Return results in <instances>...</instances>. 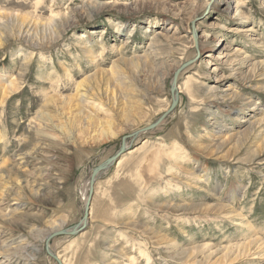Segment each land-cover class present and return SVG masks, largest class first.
Returning a JSON list of instances; mask_svg holds the SVG:
<instances>
[{
  "label": "rangeland",
  "instance_id": "rangeland-1",
  "mask_svg": "<svg viewBox=\"0 0 264 264\" xmlns=\"http://www.w3.org/2000/svg\"><path fill=\"white\" fill-rule=\"evenodd\" d=\"M238 2L243 3L244 18L235 13ZM0 19L4 22L0 23V70L5 67L16 76L23 63L30 60L19 83L21 89L4 107L0 106V167L24 143L27 121L38 111L44 90H54L53 81L58 94L70 95L75 82L97 68L107 69L118 58L149 52L147 46L158 31L162 33L159 37L167 36L172 43L171 51L164 50L154 59L153 65H157L153 69L163 78L161 84L155 87L154 78L149 80L145 73L139 78L136 95L146 108V118L139 124L140 130L143 128L140 135L131 132L106 143H82L76 152L56 149L52 159L62 182L54 188L49 185L48 191L53 193L50 199L43 191L44 197L28 201L32 206L27 212L29 219L49 220L62 215L67 221L65 228H71L83 219V191L93 169L112 158L125 143L136 149L133 154L122 156L120 166H111L95 183L89 210L92 223L83 227L82 231L87 227L83 235H60L50 240V248L61 260L70 264L75 260L80 264H102L100 256L106 245L115 247L103 257L106 263L115 260L118 264H184L172 258L174 251L191 247L201 248L199 259L212 251L220 257L222 252L216 249L243 241L242 226H234L233 219H224L216 211L165 208L191 201L208 203L215 196L232 210L240 209L255 235L264 240V121L257 124L264 118V78L257 76L259 71L250 73L251 63L264 62V0H0ZM5 24L7 27H2ZM196 27L200 30L197 34ZM250 28L253 31L247 32ZM197 35L207 37L204 51L211 49V57L201 58L197 52L191 64L189 58L192 51L196 52ZM82 43L95 44L94 56L100 45L105 48L96 63L84 56L79 48ZM119 47L125 49L122 57L116 53ZM182 47L187 48L182 65L190 67L173 72L175 61L170 52ZM179 54L175 58L180 59ZM245 59L247 65L239 68ZM213 68L217 70L212 72ZM236 68L239 69L235 72ZM172 73L178 77L179 100L171 110ZM214 75L225 79L215 82ZM211 85L220 89L217 94L221 97L215 107H208L203 101ZM229 87L244 99H234ZM188 91L195 93L193 100L186 96ZM248 99L258 102V114L253 117H246L253 106ZM99 101L108 104L111 99L100 97ZM166 107L167 111L159 115ZM225 110H241L244 114L234 116L223 113ZM210 111L217 118L222 115L219 124L213 123L216 115L211 116ZM244 118L255 124L248 128ZM84 124L81 121L79 126ZM246 127L248 135L237 138L243 146L236 148L223 141L227 134ZM214 138L216 149L195 144ZM195 161L206 166V179L197 180L191 173L197 166ZM216 184L218 189L213 188ZM236 185H242L241 190L227 200L226 194ZM128 210L130 215H126ZM129 217L153 229L161 235V241L141 233V229L134 231ZM19 232L24 234L26 230L20 226L16 231L9 230L1 234V241L12 234L18 237ZM73 241L77 244L68 251L67 246ZM40 252L36 264H57L47 255L45 242ZM128 258L132 261L128 262Z\"/></svg>",
  "mask_w": 264,
  "mask_h": 264
},
{
  "label": "bare ground",
  "instance_id": "bare-ground-1",
  "mask_svg": "<svg viewBox=\"0 0 264 264\" xmlns=\"http://www.w3.org/2000/svg\"><path fill=\"white\" fill-rule=\"evenodd\" d=\"M242 5L243 3L241 2H238V4H236L235 13L236 15H238V18H244L246 16L241 8ZM0 23H4L2 19H0ZM202 23L203 22H201L200 24ZM6 24L2 27L6 28ZM199 31L200 30L196 27L194 33L197 34ZM250 31H253L252 28L247 30V32ZM88 33H90V35L93 34L90 31H88ZM160 34L162 33L158 31L156 35L153 36L151 43L148 44L147 47H150L149 52H147V50H144L141 54H135L133 55V57L118 58L113 61V65L107 69L97 68L92 73L86 75L81 81L75 82L73 93L70 95L58 94V90L55 89L57 87V84H55L54 81L51 83L53 84L54 90L52 89L50 93H47L44 90V98L41 102V105L39 106L38 111L33 117L29 119V121H27V130H25L23 139L24 143L22 144L18 152H16L15 156L11 159L4 160L3 164L0 167V264H36L35 262L37 256L41 253V244L45 242L52 234L70 229L65 228L67 221L66 218L62 215L53 217L49 220H42L43 218H41V220L38 221L35 219H29L30 214L28 215L27 213L32 208V206L28 202L31 198L37 199L41 198V196L44 197V194L41 195V192L44 191L45 193H47L46 198L48 199L49 197L50 199V196H52L53 193H51V191H48L49 185H52V187L54 188L57 182H62L63 180L61 177H59L60 175L57 174L54 170V165L56 164L54 163L52 157L54 156V152L56 149H60L61 151L67 153L72 151L76 152L78 147H80L82 143L88 144L91 141H95L96 143H106L108 141L121 138L122 136L130 134L131 132L134 135L138 136L140 135L138 133H141L143 131V128H141L140 130L139 124L142 122L143 118H146V116L144 115L146 108L144 107L145 103L141 101V99H138L139 95H136V93L138 92L137 87L139 86L140 82L139 78L143 73H145L148 79L154 78L153 83L155 87H157L158 84H161L163 78L158 77L160 75L156 74L155 69H153L157 65H153L155 61L154 59L158 57V55H162L164 50H172V43H170L169 40L167 41L168 37L166 36V39L161 38L159 37ZM81 38L82 37H80L79 39ZM206 41L207 37L204 35H201L199 38L198 35L197 37H195L196 52L192 51L194 52L193 56L189 58L192 59L191 64L195 62V54L197 52L200 53L201 58L204 56L211 57L210 54H208V51H211V49L208 50L207 53L206 51H204V49H206ZM218 41H221V38L218 39ZM82 44L83 45H80L79 48L82 49L84 56L88 58L91 63H96V59L100 57L105 48L102 45L99 46V44L96 43L100 47V51L96 53V56H94L93 52L96 48L95 44H92L90 46L85 45V43ZM178 46L180 47L181 45L178 44ZM33 47H36V45H33ZM124 51V47H119L117 49V52H115L119 53V55L122 57ZM186 51L187 48L182 47L179 48V50L174 49L172 52H170L171 58H174L175 61V69L173 72L179 71V69L181 70L182 68H186L185 70L182 69L183 71H186L190 67H185L182 65L183 62H185L183 61L184 59L182 55L184 52L187 53ZM157 52L160 54H158ZM177 53H180V59L175 58V55ZM188 53H190V50H188ZM29 61L30 60L23 63V65L19 68V72L16 76H14L11 71L6 69L5 67L1 68L0 106L4 107L6 102H8V99H10L21 89V85L19 86V83H21L20 81H22L23 76H25L28 71V65L30 63ZM247 61L248 60L245 59L242 64H238V67L240 68L241 65L243 66V64L246 66ZM163 62L165 66L166 61ZM181 65L183 67H181ZM239 68H236V70L234 71L236 72ZM216 70L217 68H213L212 72ZM62 71L66 72L65 68H63ZM258 71L260 72V74L257 76H263L264 78V62L250 64V73L252 75L257 73ZM173 75L174 74L172 73V77L170 78L171 88L174 84L175 90L172 98L177 102L179 100V90L177 81L175 79H177L178 77L176 78V74L174 75V77ZM214 78H216L214 80L215 82H219L222 79H225L223 75H214ZM218 87V85H211V87L208 89V96L203 99V101L206 100L205 104L208 105V107H215L214 105L216 101L219 99V97H221L220 94H217V92L220 90L217 89ZM262 89L264 90V88ZM228 90L231 92L230 95L234 97V99H244V96H242L240 92H238L235 88L229 87ZM159 92L160 91H158V95ZM186 96L193 100L195 93L192 91H188L186 92ZM100 97H106L109 100L111 99V102H109L108 104L100 102ZM249 102H252L253 106L252 108H250V111H248L249 113L246 112V117H253L254 115L258 114V102H253L251 100H249ZM167 109L168 107H166L159 115H163V113H165ZM225 112L227 113L231 111L225 110L223 113ZM233 113L234 116H240L244 114L243 112H241V110ZM210 115L213 117L216 115V118H213L214 124L220 123L219 120L221 119L222 115L217 118V114H215L214 111H210ZM81 121H84L85 126H79ZM263 121L264 118L257 120V124L259 125ZM243 122L248 123V128H251V126L255 124L253 121H249L247 118H244ZM246 130L247 127L241 132L236 131L232 134L229 133L225 136L223 141L228 145H232L233 147L235 144V147L239 148L243 146V144L240 143L237 138L242 134L248 135ZM1 135L2 134H0V140L2 137ZM215 140L216 138L212 140L203 139L201 141H197L199 143L195 144L206 148L216 149L215 147L217 146L214 142ZM128 146L129 145L125 143V145L123 146L125 153L119 156L112 166L119 167V160L122 156H129L136 151L135 148H128ZM120 147H122V145ZM125 147H127V149ZM195 164H197V166L191 169V173L195 175V179H206V166L201 167L197 161H195ZM104 173L105 171L99 173L96 176L94 185L99 179H101V176H103ZM188 173L190 172L188 171ZM91 174L85 184V188L83 191L84 207L90 188ZM28 177L31 178L30 181L26 180V178ZM22 180H25L26 183H22ZM213 188L218 189L219 187L216 184L213 186ZM241 188L242 185H236V188H230L229 192L226 194V199L228 200L230 196L238 194L239 189L241 190ZM226 204L227 203L218 201V198L215 196L212 198V201L208 203H194V201H191L183 203L182 205L173 204L165 206V208L178 210H180L179 208L187 207L199 210L200 212L216 211V213L222 214L224 219H233L234 222L232 223L234 226H242L241 228H243V241H240L238 243H231L227 246H221L216 249L217 251L222 252V256L220 255V257H216V255H214L212 251L210 252V255L199 259L197 258V254L199 253V250L201 248L191 247L188 249H176L174 251L175 254L172 257L173 259L180 260L184 264H234L238 261H244V263L264 261V240L255 235L256 233L254 232V228L249 222H245L244 216L239 211L240 209L232 210ZM21 208L25 209V211H21ZM130 211L131 210H128L126 212V215H130ZM90 214L91 213L88 212V217L90 216ZM128 219L131 222L130 227L134 226V231H136V229H141V233H146L147 236L156 238L161 241V235H159L153 229H149L147 226L139 224L135 221V219H133V217H129ZM80 222L81 223L79 226L80 228H82L80 232L76 234L78 235V237L82 236L87 228L86 227L82 231L83 227H85L89 223H92L91 216L87 220H81ZM19 226L26 230V233L21 234L19 232L20 236L18 237L12 234L6 240L1 241V234L9 232V230L16 231ZM127 236L132 237L131 234H127ZM75 244H77L75 241L71 242L67 246V250L70 251V249H72ZM203 247L208 246L203 245ZM48 248L49 251L53 255H55V257L61 262V264H70L64 259L61 260L60 256L55 254L50 248L49 243ZM114 248V245H106L103 247V252L105 253L100 256V261L102 262V264L119 263L115 260L106 263L107 261H105L103 258L106 252L115 250ZM215 251L214 253H216ZM218 254H220V252H218ZM69 260L73 261V258L70 257ZM75 261L73 264H80V262ZM127 261L130 262L132 261V259L128 258Z\"/></svg>",
  "mask_w": 264,
  "mask_h": 264
},
{
  "label": "water",
  "instance_id": "water-1",
  "mask_svg": "<svg viewBox=\"0 0 264 264\" xmlns=\"http://www.w3.org/2000/svg\"><path fill=\"white\" fill-rule=\"evenodd\" d=\"M176 80V79H175ZM175 92L174 90V84L171 88V95H173V93ZM177 102L172 98V102H171V107L170 109L172 110L175 106H176ZM124 145H122L121 149L118 151V153H116L112 158L108 159L107 161H105L104 163H102L101 165H99L98 167H96L95 169H93V172L91 174L90 177V188H89V192H88V197L85 203V207H84V216L82 220H87L88 218V212L90 210V201H91V197L93 194V186H94V182H95V178L99 173H102L106 170H109V168H111V166L114 164V162L116 161V159L122 155L124 153ZM80 223H78V225L73 226L72 228H70L69 230H64V231H59L56 232L54 234H52L51 236H49V238L45 241V250L46 253L52 257L58 264H61V262L55 257V255H53L48 248V243L50 242L51 239H53L54 237L60 236V235H76L78 232H80L81 228H80Z\"/></svg>",
  "mask_w": 264,
  "mask_h": 264
}]
</instances>
